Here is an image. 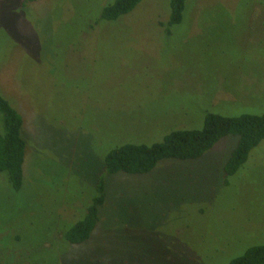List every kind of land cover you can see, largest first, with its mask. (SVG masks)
<instances>
[{
    "label": "rangeland",
    "instance_id": "obj_1",
    "mask_svg": "<svg viewBox=\"0 0 264 264\" xmlns=\"http://www.w3.org/2000/svg\"><path fill=\"white\" fill-rule=\"evenodd\" d=\"M112 1L0 0V95L26 142L20 190L0 172V264H228L264 243V139L232 175L234 135L141 174L108 173L104 156L207 111L262 114L264 0H186L174 25L171 0L98 20ZM100 179L88 239H62Z\"/></svg>",
    "mask_w": 264,
    "mask_h": 264
},
{
    "label": "trees",
    "instance_id": "obj_2",
    "mask_svg": "<svg viewBox=\"0 0 264 264\" xmlns=\"http://www.w3.org/2000/svg\"><path fill=\"white\" fill-rule=\"evenodd\" d=\"M34 0H22L23 3ZM140 0H113L105 4L98 20L115 21L131 12ZM186 0H171L168 25L182 21ZM0 172H5L9 183L19 191L24 182L23 163L26 142L21 135L23 119L20 113L0 95ZM225 135L237 136V143L224 165L225 175L234 174L247 160L248 154L264 139V112L262 114L241 113L227 116L207 111L203 124L198 129H172L160 141L151 144L127 142L110 149L104 156L108 173L124 172L141 174L149 172L163 159H194L200 157ZM105 190L103 180L96 186L95 195L85 206L82 218L57 227L62 239L70 243H81L88 239L103 204ZM56 230V229H55ZM228 264H264V243L247 248Z\"/></svg>",
    "mask_w": 264,
    "mask_h": 264
}]
</instances>
